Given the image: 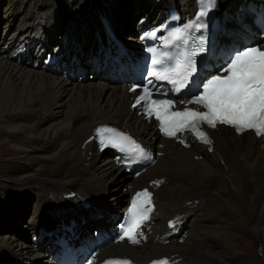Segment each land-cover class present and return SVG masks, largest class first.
Here are the masks:
<instances>
[{
    "label": "bare ground",
    "instance_id": "obj_1",
    "mask_svg": "<svg viewBox=\"0 0 264 264\" xmlns=\"http://www.w3.org/2000/svg\"><path fill=\"white\" fill-rule=\"evenodd\" d=\"M7 1L5 11L0 10L6 21V30L1 34L5 38L0 37L4 41L0 43V192H4L0 195V215L5 211L10 214L13 209L14 216L23 221L25 210L30 215L34 212L27 227L30 233H36L37 219L49 215L46 209L56 214L64 206L74 204L79 212H85L80 202H90L95 206L92 211L108 217L121 213L126 198L147 188L156 205L152 219L144 224L143 235L148 232L146 227H151L148 243L131 249L128 242H121L108 246L99 256H126L136 263L164 256L171 258V264H263L261 137L252 132L237 136L232 130L219 127L210 134V150L187 137L182 139L187 149L160 139L163 148L158 152L162 155L156 164L138 179H132L109 162V157L101 159L93 144L84 146L91 129L104 123L130 129L148 143L157 138L151 124L128 110L130 96L126 87L99 79L72 82L5 56L9 52L5 46L12 50L14 39L23 38L20 44L30 40L27 33L42 31L38 43L44 47L64 21L72 34H86L90 27L81 29L84 17L89 14L93 18L96 11L111 14L119 35L129 30L134 34L133 14L144 11L145 6L152 9L148 19L153 24L162 11L167 13L172 7L193 13L196 0H64L63 5L60 0ZM250 7L264 9V0H216L211 12L217 30V50L240 40L241 30L248 26ZM110 14L105 13L104 19L112 29ZM117 42L120 43L119 37ZM23 192L34 195L36 200L20 199ZM10 198L16 201L7 204ZM67 210L64 209L63 220L70 216ZM3 217L7 228L13 231L4 234V227H0V264L40 261L39 246L29 242L27 231L20 228L22 224L15 218L11 223ZM168 220L180 227L178 236L166 227ZM87 222L81 228H86ZM109 228L107 225L106 230ZM238 231L251 232L257 238L259 257L237 254L238 245L233 243L239 242ZM58 235L56 228L49 232L51 244Z\"/></svg>",
    "mask_w": 264,
    "mask_h": 264
},
{
    "label": "snow or ice",
    "instance_id": "obj_2",
    "mask_svg": "<svg viewBox=\"0 0 264 264\" xmlns=\"http://www.w3.org/2000/svg\"><path fill=\"white\" fill-rule=\"evenodd\" d=\"M216 0H201V11L196 18V22L185 24L183 28H176L172 35L176 39L182 37L178 34L195 28L200 30L206 28V23H201V17L207 16L208 11L215 7ZM155 36V33H152ZM185 45L188 41L184 40ZM207 37H202L199 41V52L206 51ZM197 53L193 51L192 56ZM183 55V53H181ZM171 57L169 60L171 61ZM153 65L158 63L153 59ZM196 71L195 60L188 58L185 63H181L177 58L171 65V68H161L159 70L150 69L147 72L148 77H155L160 80H167L169 83L175 85L177 81L171 78V75L166 73H173L181 77L183 81H187ZM152 81L148 80V84ZM201 91L198 92L191 100L187 101L188 104H194L197 107L191 109L185 107L183 111H171L174 104L172 99H151L152 90L146 85L143 88V94L137 99L133 107L140 105L143 101V110L145 115L155 118L160 122L161 131H164L169 136H175L176 131L181 130L185 124L190 120H200L206 122L209 127H216L217 123L229 124L236 127L237 132L241 129H254L257 135L264 134V50L257 46H249L242 50L237 51L232 55L229 60L222 65L216 74H211L210 78H206L201 83ZM135 89H133L134 91ZM174 91L179 92L180 88H174ZM206 109V111H202ZM177 118L182 122L177 127ZM169 127H165V125ZM175 128V130H172ZM105 131H114L112 129H100L98 135L101 143V150L104 147H114L121 151L128 150L122 142L112 141L105 143V137L100 135ZM123 136V133H120ZM200 136L205 137L204 143L211 144V140L207 139V133L200 131ZM199 138V137H198ZM125 139H128L125 137ZM183 143V141H181ZM135 143V142H133ZM139 149L141 155H144V150L136 145L135 151ZM150 159V157H148ZM159 183V182H157ZM152 194L145 189L142 192L135 193L132 199V205L135 206L138 197L144 198V203L151 205ZM148 212L152 208L147 209ZM129 213L133 212V207H129ZM135 221L134 227H139L140 219ZM171 226V225H170ZM125 235L132 238V230L125 228ZM123 239V236L121 237ZM133 242L138 243V240L133 239ZM156 264H167L166 261H159Z\"/></svg>",
    "mask_w": 264,
    "mask_h": 264
},
{
    "label": "rangeland",
    "instance_id": "obj_3",
    "mask_svg": "<svg viewBox=\"0 0 264 264\" xmlns=\"http://www.w3.org/2000/svg\"><path fill=\"white\" fill-rule=\"evenodd\" d=\"M61 1V4L63 5V1L64 0H60ZM130 2H132L133 0H129ZM42 2H43V0H42ZM8 1L7 0H2V6H1V4H0V6H1V8H0V10L1 11H5V9L7 8V5H8ZM63 7V6H62ZM65 7V6H64ZM5 8V9H4ZM60 9H61V7H60ZM77 11H79L78 9L77 10H74V12L76 13ZM142 11V10H141ZM58 13H60L61 14V12L60 11H58ZM66 14H68V10H66V12H65ZM74 13V14H75ZM62 16L64 17V12H62ZM4 14L2 13V14H0V21H3L4 20ZM94 20H97L98 21V19H97V16H94ZM132 20L133 21H135V19H134V15H133V17H132ZM89 21H91V18H90V20ZM63 23V22H62ZM1 24V26H0V34H3V32H5V25H6V21H3V23H0ZM131 26H132V24H131ZM12 27H13V25H12ZM12 27H11V29H12ZM132 30L134 31V29H133V27H132ZM15 31V30H14ZM0 37H2V35L0 36ZM37 72V71H36ZM88 81V80H90V79H88V78H85L84 79V81ZM89 83V82H88ZM87 83V84H88ZM56 112V111H55ZM57 112H60L59 114H61L62 112L60 111V110H57ZM56 112V113H57ZM1 158H3L2 156H0ZM95 166H97V164H94ZM123 174V173H122ZM123 175H125V174H123ZM127 176V175H126ZM130 177V176H129ZM80 179H84V180H87L88 178H80ZM46 187V186H45ZM45 187H43V188H45ZM123 188H125V187H123ZM1 189V188H0ZM18 189H22V187H20V188H18ZM21 190H17V192H20ZM15 192V191H14ZM4 192H0V195H2ZM13 193V192H12ZM24 193V196H22V197H20V199H22V198H32V199H34V200H36V197L34 196V195H32V194H26V192H23ZM104 198V197H103ZM105 200H107L106 198H104ZM18 200V199H17ZM16 201V199L15 198H10V199H8L7 200V204L8 203H12V202H15ZM107 201H110V199H109V196H108V200ZM1 203V202H0ZM112 203V202H111ZM108 204H110L109 202H108ZM23 210H25V208L23 209ZM34 213V212H33ZM32 212H31V215L28 213V210H25V212H24V218H23V221H21V219L19 218V217H15L14 215L16 214V213H14V211H13V209H11V212H10V214H8L6 211L2 214V215H0V227H4V229H3V233L4 234H7V233H12V231L13 230H9L8 228H7V223L4 221V217L3 216H6V219L7 220H9L11 223L12 222H14V218L17 220V222H18V224L19 223H21L22 224V227H20V228H22V230H24V231H27L26 232V235L29 237V242H31L30 241V239L32 238V236H30V235H32V233H30V230H28V227H27V222H29L30 221V217L32 216V214H33ZM9 216H11L12 218H9ZM17 216V215H16ZM187 230V229H186ZM188 231V230H187ZM237 235L239 236L238 238H239V242H238V240H236L235 241V244L233 243V246H236V244L238 245L237 246V248L239 249V251H237V254L238 253H248V256L251 254V256H258L259 257V255H260V251H259V246H258V241H257V238L256 237H254V235L251 233V232H246V231H243V232H241V231H238L237 232ZM236 236V235H235ZM231 241L233 242L234 241V239H231ZM231 243V242H230ZM167 245H169V244H167ZM251 252V253H250ZM241 255H243V254H241ZM5 258V257H4ZM263 264H264V262H263Z\"/></svg>",
    "mask_w": 264,
    "mask_h": 264
}]
</instances>
